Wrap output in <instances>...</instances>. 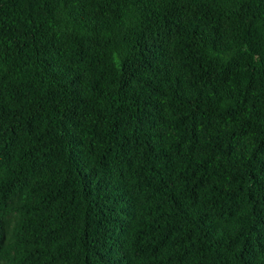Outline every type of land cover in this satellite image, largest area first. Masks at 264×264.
Instances as JSON below:
<instances>
[{
    "label": "trees",
    "instance_id": "obj_1",
    "mask_svg": "<svg viewBox=\"0 0 264 264\" xmlns=\"http://www.w3.org/2000/svg\"><path fill=\"white\" fill-rule=\"evenodd\" d=\"M0 264H264V0H0Z\"/></svg>",
    "mask_w": 264,
    "mask_h": 264
}]
</instances>
